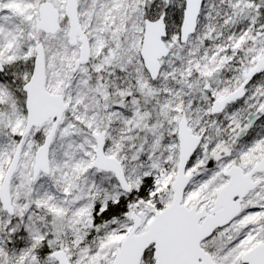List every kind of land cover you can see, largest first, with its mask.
I'll return each instance as SVG.
<instances>
[{
  "label": "snow or ice",
  "instance_id": "obj_1",
  "mask_svg": "<svg viewBox=\"0 0 264 264\" xmlns=\"http://www.w3.org/2000/svg\"><path fill=\"white\" fill-rule=\"evenodd\" d=\"M0 264H264V0H0Z\"/></svg>",
  "mask_w": 264,
  "mask_h": 264
}]
</instances>
